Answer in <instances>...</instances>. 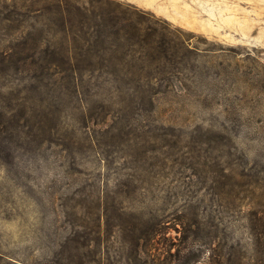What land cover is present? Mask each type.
I'll return each mask as SVG.
<instances>
[{
    "label": "rangeland",
    "instance_id": "1",
    "mask_svg": "<svg viewBox=\"0 0 264 264\" xmlns=\"http://www.w3.org/2000/svg\"><path fill=\"white\" fill-rule=\"evenodd\" d=\"M10 1L0 0V11L13 14ZM110 1L168 29L171 51L145 59L146 70L123 59L129 74L117 65L112 80L81 69L77 42L64 40L50 11L28 12L26 47L37 63L0 72V264H44L66 234L91 231L98 219L101 237L156 226L144 241L148 264H205L209 243L258 264L251 238L264 221V0ZM13 24L0 19V52L16 44ZM65 50L81 70L60 72ZM224 197L258 202L260 219L224 211ZM189 229L195 234L184 239ZM123 240L101 246L125 256L132 245Z\"/></svg>",
    "mask_w": 264,
    "mask_h": 264
},
{
    "label": "trees",
    "instance_id": "2",
    "mask_svg": "<svg viewBox=\"0 0 264 264\" xmlns=\"http://www.w3.org/2000/svg\"><path fill=\"white\" fill-rule=\"evenodd\" d=\"M92 3V6H86L84 0H11L9 6L12 8L13 14L3 12L1 9L0 19L7 24L15 22L13 25L16 26V30L11 40L16 44L13 43L12 46H9L12 48L11 50L2 51L1 49L0 72L9 69L12 65L15 68L28 71L30 60L33 64L37 63V60H34L35 51L30 52L26 47L27 36L31 33L28 24H25V17L29 11H42L43 13L50 11L60 25V32L64 33V40L68 42V39L72 38L75 41L74 44L77 42L74 51L78 53L81 60L87 62V66L83 65L81 69L87 70V72L102 69L104 73L112 76V80L117 76L115 73L117 65L119 69L122 68V75L129 74L127 70H123V59L138 58L142 62L141 69L146 70L145 59H155L159 54L167 57L171 51L173 46L170 42L172 40L171 33L163 25L158 24L157 26L156 22L147 19L145 13L142 12L143 15L136 13L128 6L119 2L113 3L110 0H94V2L92 0ZM2 4H4L3 7L7 5L4 2ZM17 46L18 49L15 48ZM60 63V67H62L60 72L72 73L75 69L81 70L77 66H72L69 51H60ZM89 64L93 66H89ZM88 66L89 68H87ZM75 84L76 82L73 81V85ZM114 85L115 82H111V86ZM9 87L4 86V88ZM11 109L13 111L14 108ZM28 113V108H21L19 118L27 120ZM14 115L16 114L14 113ZM251 183L246 180L243 182V186L249 187L252 185ZM221 205L224 211H245L250 223L253 222L252 219H260L257 215L260 209L258 202L238 204L224 197ZM118 211L123 215L122 207H118ZM76 225L83 227L81 223ZM101 225V221L98 219L91 231L75 230L66 234L60 241V252L47 257L44 264H122V260L127 261L129 257L134 261V264H148L150 254L144 248V241L153 237L157 231L156 226L136 228L133 225L129 227L127 232H131V234L128 237L121 236V239L132 245V251L125 256L122 252L111 256L108 249L102 248L101 242L105 240L106 245L108 242L117 244L121 242V239L116 232H109L107 236L101 237ZM120 225L119 222H113L110 227L124 229V226ZM262 228H264V221L253 233L255 238H251L256 246L254 254L258 264H264V248H259V245L262 246V244L256 234ZM191 234H195V230L189 229V233L184 236V239H187ZM261 235L264 234L261 233ZM207 253L205 264H247L246 253L226 248L225 244H222L221 248H216L209 243ZM0 260L4 261L2 255H0Z\"/></svg>",
    "mask_w": 264,
    "mask_h": 264
}]
</instances>
